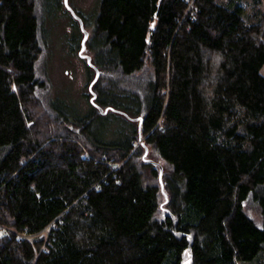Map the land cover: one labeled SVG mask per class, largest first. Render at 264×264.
I'll return each mask as SVG.
<instances>
[{
    "label": "trees",
    "instance_id": "obj_1",
    "mask_svg": "<svg viewBox=\"0 0 264 264\" xmlns=\"http://www.w3.org/2000/svg\"><path fill=\"white\" fill-rule=\"evenodd\" d=\"M251 1L100 0L83 54L69 12L92 77L77 117L49 98L36 0H0V264H239L264 249Z\"/></svg>",
    "mask_w": 264,
    "mask_h": 264
},
{
    "label": "rangeland",
    "instance_id": "obj_2",
    "mask_svg": "<svg viewBox=\"0 0 264 264\" xmlns=\"http://www.w3.org/2000/svg\"><path fill=\"white\" fill-rule=\"evenodd\" d=\"M60 1L36 0L40 20L39 38L44 47L39 66L48 82L50 100L68 115L81 117L91 108L85 91L92 77L89 66L76 52L79 28L72 21L69 12L81 16L84 30L89 34L94 26L100 0H63V4ZM217 1L230 7L238 4L246 13L252 8L251 0ZM87 52L89 51L84 48L80 53ZM259 71L264 75V64ZM112 127L100 124L97 132L103 140H111L114 139ZM250 215L259 219L258 215ZM239 264H264V249L253 260Z\"/></svg>",
    "mask_w": 264,
    "mask_h": 264
},
{
    "label": "water",
    "instance_id": "obj_3",
    "mask_svg": "<svg viewBox=\"0 0 264 264\" xmlns=\"http://www.w3.org/2000/svg\"><path fill=\"white\" fill-rule=\"evenodd\" d=\"M72 14H73L74 16L77 17V19H78V21H79V24H80L81 28H82L83 31H84V38H83V40H82V47H81V49H80V50L82 51V50L84 49V42H85V38H86V36H87V33H86V31L84 30V28H83L82 20L80 19V17L77 16L76 14H74V12H72ZM86 60H87L88 64H91V65L93 66V64L90 62V57H89V56H86ZM95 69H96V68H95ZM95 71H96V73H95V77H94L93 80H92V83L96 80V78H97V76H98V70L96 69ZM92 83H91V84H92ZM91 84H90V86H91ZM91 92H92V90H91ZM92 93H93V92H92ZM92 97H95V94H93Z\"/></svg>",
    "mask_w": 264,
    "mask_h": 264
}]
</instances>
